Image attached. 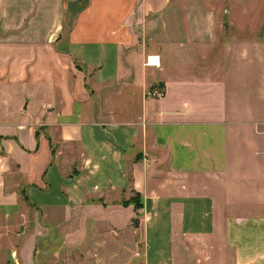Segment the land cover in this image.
<instances>
[{
  "label": "crops",
  "instance_id": "0c3cea01",
  "mask_svg": "<svg viewBox=\"0 0 264 264\" xmlns=\"http://www.w3.org/2000/svg\"><path fill=\"white\" fill-rule=\"evenodd\" d=\"M78 2L0 0V264H264L255 0Z\"/></svg>",
  "mask_w": 264,
  "mask_h": 264
},
{
  "label": "rangeland",
  "instance_id": "374dc122",
  "mask_svg": "<svg viewBox=\"0 0 264 264\" xmlns=\"http://www.w3.org/2000/svg\"><path fill=\"white\" fill-rule=\"evenodd\" d=\"M71 7V6H70ZM69 7V8H70ZM72 9L68 10V15L66 19V29L68 31L69 27L72 25V14L70 13ZM255 16H256V35H260L264 33V0H255ZM66 33V32H65ZM16 178H20V176H15ZM26 186L21 188V197L22 203L24 204V208H32V210H37L38 214L35 217H31V221L33 222L32 228L30 230L33 231L35 225H37L39 216V209L30 206L31 203L26 195ZM30 204V205H29ZM122 206H129L132 205L135 207L136 210L141 209L143 207V199L138 195L134 194L129 199H123L120 201ZM26 209V210H27ZM38 226V225H37ZM25 230V226L22 225V231ZM28 232V231H27ZM44 238V239H42ZM42 239V241H41ZM37 249L39 250L42 246V252L38 256L37 264H92L91 259L85 256L81 250H71V249H64L61 247V234L60 233H44L39 235L37 241ZM141 248V246H140ZM7 250V249H2ZM141 250V249H140ZM59 254L58 256H56Z\"/></svg>",
  "mask_w": 264,
  "mask_h": 264
},
{
  "label": "built area",
  "instance_id": "2783aa9c",
  "mask_svg": "<svg viewBox=\"0 0 264 264\" xmlns=\"http://www.w3.org/2000/svg\"><path fill=\"white\" fill-rule=\"evenodd\" d=\"M146 65L147 66H154V67H160L161 66V58L158 54H150L146 57ZM151 93L154 95H157L159 97H162L164 93L160 91L157 88H153L151 90Z\"/></svg>",
  "mask_w": 264,
  "mask_h": 264
},
{
  "label": "trees",
  "instance_id": "16d2710c",
  "mask_svg": "<svg viewBox=\"0 0 264 264\" xmlns=\"http://www.w3.org/2000/svg\"><path fill=\"white\" fill-rule=\"evenodd\" d=\"M88 1L89 0H79V2L76 5H72L69 8V10L72 9L70 12L72 16L80 12L88 4Z\"/></svg>",
  "mask_w": 264,
  "mask_h": 264
}]
</instances>
